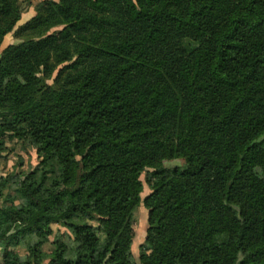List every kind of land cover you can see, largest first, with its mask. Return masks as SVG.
<instances>
[{"label": "trees", "instance_id": "1", "mask_svg": "<svg viewBox=\"0 0 264 264\" xmlns=\"http://www.w3.org/2000/svg\"><path fill=\"white\" fill-rule=\"evenodd\" d=\"M20 16L0 0V45ZM18 34L0 148L9 134L40 162L6 179L0 264H264V0H46ZM52 223L69 241L48 252Z\"/></svg>", "mask_w": 264, "mask_h": 264}, {"label": "rangeland", "instance_id": "2", "mask_svg": "<svg viewBox=\"0 0 264 264\" xmlns=\"http://www.w3.org/2000/svg\"><path fill=\"white\" fill-rule=\"evenodd\" d=\"M46 0H18L19 6L21 8V16L12 31L7 33L0 45V54L9 44L19 43L25 37L24 34H18L20 27L27 22H29L37 13L41 4ZM67 63L66 61L60 62L54 71L48 75L46 82L48 84H53L55 78L57 77L60 69ZM0 187H2V193L0 197V204H4L11 197H19L20 193L14 184L7 182L8 179L15 172H22L25 170H30L38 165L40 162V157L36 151V148L31 146L28 142L23 140H18L13 136L7 134L3 138V145L0 148ZM185 164V159L182 157L176 158H166L162 161V166L173 167V166H183ZM155 168L146 169L142 175L141 179L143 181V191L141 193L142 197H145L152 192V187L150 181H148V175L151 171H155ZM16 202L18 199L15 200ZM148 213L149 208H147L143 203H141L135 210V222L134 230L135 235L132 243V252L137 261L140 257V244L145 240L147 229H148ZM52 228L54 234L50 237L43 248L46 251H51L53 248L54 236L61 232L63 238L69 241L70 231L63 225L59 223H52ZM26 239L22 240L18 246V251L22 256L27 254V249L25 246ZM47 264V260L45 262Z\"/></svg>", "mask_w": 264, "mask_h": 264}]
</instances>
